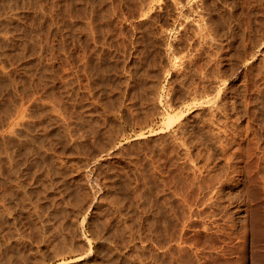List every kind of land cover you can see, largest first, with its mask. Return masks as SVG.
Instances as JSON below:
<instances>
[{
    "label": "rangeland",
    "instance_id": "obj_1",
    "mask_svg": "<svg viewBox=\"0 0 264 264\" xmlns=\"http://www.w3.org/2000/svg\"><path fill=\"white\" fill-rule=\"evenodd\" d=\"M0 264H264V0H0Z\"/></svg>",
    "mask_w": 264,
    "mask_h": 264
},
{
    "label": "bare ground",
    "instance_id": "obj_2",
    "mask_svg": "<svg viewBox=\"0 0 264 264\" xmlns=\"http://www.w3.org/2000/svg\"><path fill=\"white\" fill-rule=\"evenodd\" d=\"M116 201V200H115ZM120 204V203H119ZM119 206V205H118ZM128 210V209H127ZM123 211V210H122ZM67 249V248H66Z\"/></svg>",
    "mask_w": 264,
    "mask_h": 264
}]
</instances>
